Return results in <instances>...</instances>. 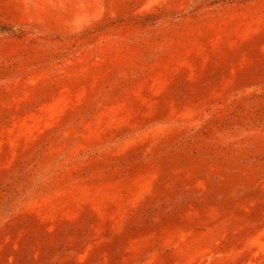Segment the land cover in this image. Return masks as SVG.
Masks as SVG:
<instances>
[{"label":"rangeland","instance_id":"374dc122","mask_svg":"<svg viewBox=\"0 0 264 264\" xmlns=\"http://www.w3.org/2000/svg\"><path fill=\"white\" fill-rule=\"evenodd\" d=\"M0 264H264V0H0Z\"/></svg>","mask_w":264,"mask_h":264}]
</instances>
